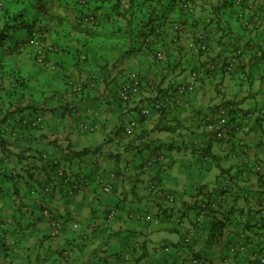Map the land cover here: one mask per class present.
Segmentation results:
<instances>
[{
	"label": "clouds",
	"instance_id": "obj_1",
	"mask_svg": "<svg viewBox=\"0 0 264 264\" xmlns=\"http://www.w3.org/2000/svg\"><path fill=\"white\" fill-rule=\"evenodd\" d=\"M84 2L76 6L70 4L69 0H0V28H3L5 23L11 24L10 17L15 16L17 12L27 9L25 19L38 18V28L43 29L46 25L56 31L58 29L60 37L59 41L49 42L51 36L45 41L39 33H36V38L31 41L28 49L23 46L11 54L7 52V49L14 46L12 43H5L4 47H0V173L7 171L13 175H20L22 169L30 166V161L21 162L19 160V156L24 154H28L31 158L39 152L45 160L49 161L72 157L73 171H75L80 163L77 157L86 156L88 152L95 153L100 144L96 133L101 131L103 125L111 128L117 122L115 116L107 121L104 119L107 101L110 99V94H104V89L106 84H111L110 70L114 65L116 66L115 71L121 74L116 77L122 89L121 95H124L131 87L127 80L135 81L138 74L151 80H156L160 75H168V78L174 82H180L185 77L187 82L199 78L198 87L203 73L195 70L191 72V63H185L175 73L169 74L164 65L166 63L165 53H163L165 58L162 63L153 59L159 56L161 51L170 50L173 56H179L185 61L194 60L198 51L197 45L200 44L196 41L199 39L198 31L194 40H191L190 34L189 39L185 41L184 53L178 52V44L174 42L176 34L180 38L184 29L191 27L192 20L201 21L202 27L208 29L213 44L219 35L223 36L225 42L230 41L229 53H233L234 49L236 53H245L248 41L256 37L259 38V43L254 45L252 50L256 52L259 45L264 48V0H232L233 6L220 13L216 12V7L222 0H207V2L205 0H195V2L181 0L179 5L176 0H173L172 4L176 6L175 9L172 6L171 10L166 9L167 0H136L135 4H130L129 0H121L122 6L117 9L123 13L121 17L111 13L112 4L106 2L104 6L108 7L106 15H109V18L101 23H98L101 19L96 13L97 9L95 10V0H89L91 6L95 5L94 9L87 5L86 0ZM36 3L43 4V10H37L34 7ZM72 8L75 9L74 16ZM89 8L97 15V19L92 16ZM65 9L68 10L65 11ZM163 10L169 14L167 24L157 29L161 33V40L165 42L163 49L161 43L157 42L151 51H136V33L140 28L142 29V22L147 20L148 14L158 12L155 25L163 23V16L159 14ZM178 17L187 23L180 22ZM79 18L83 21H79ZM218 19L221 20L222 26L211 23ZM229 20L230 23H228ZM118 26L123 31H119ZM57 42L63 48L71 44L78 48L79 52L67 57L66 62L60 66L53 63L51 57L45 63L43 54L40 56L39 63L35 61L34 57L40 44L45 47L49 46L48 51L51 53L50 45ZM192 42L195 45H192ZM255 52H249L247 55L253 56ZM153 60L158 63H153ZM243 60L244 57H241L239 60L232 61V67L229 69L230 73H235L232 80H225L223 76H220L219 80H223L224 83H218L217 77L203 76L204 91L209 93L203 101L200 100L199 89L193 84L192 88L197 91V95H192L195 91L192 94L189 93L187 97H180L176 104L174 102L177 97L176 92L175 94H171L170 91L163 92V88L159 87L161 83L155 81L157 86L154 85L153 89H150L153 95L156 94L152 102L154 103L160 96H163V98L170 97L173 101L165 109L179 105L170 112L168 117L169 121H172L173 117H179V120L175 121L179 127L172 130L176 136L183 133L179 140L174 141L171 133L164 130L162 125L161 127L155 126L157 117L163 110L157 111L154 107H145L143 111L147 115H144L143 111L142 114L145 117L149 116V120L143 124L134 119L130 121L125 118L123 120L127 125L128 139L137 136L141 137V144L144 141L150 144H163L167 138L168 144L175 142L179 148L187 150L176 153L170 149L158 159L154 156L143 168L138 169L146 177L159 175L163 179L162 184L156 180L159 186L150 180L139 185L136 207H143L145 212L140 213L145 215L141 217V222L133 225L132 220H129V224L126 225V227H132L138 234L143 232L149 238L151 246L147 251L150 255L140 260V264H147L148 261H151L149 264H162L161 257H170L173 254L187 257V264H192L191 253L205 250L209 252V255L204 264H213V262L214 264H232L237 252H239L240 264H248L249 260L264 264V231L259 236H252L253 242L247 246L241 238H238L232 246L229 245L230 248L226 247V249L229 248L228 258L224 259L223 241L212 245L207 228L203 223L194 228L188 222L194 219L195 215L189 216L184 221L179 219L187 210L185 202L195 197L204 184H209V187L218 186L214 183V175L208 172L211 168L214 173L217 170V164L220 168H230L233 173H236L238 169L246 168L247 171L243 177L244 189L241 194L249 201L247 208H264V186L256 183V172L259 170L264 174V121L255 124L252 114L244 118L241 113V108H249L255 101L258 109L255 115L264 117V89H259L257 93L260 78L264 74L257 72L249 77L238 72L237 69L242 66ZM195 62L199 63V60ZM194 73H197L199 77ZM84 77L87 78L86 81ZM234 80L242 81L244 88L250 84L253 85L251 95L241 90L240 85L234 84ZM17 81H23L24 86L21 87ZM84 82H87L89 87L82 90L81 85ZM211 89L215 92H211ZM133 92L134 95H139L135 89ZM225 102H233L240 114L230 123L239 121L240 125L243 124L235 136L230 138V141L235 142L239 137H243L241 144H247L248 148L244 152L240 149L230 154L224 152L213 159L209 152H204V149L210 148L212 152L217 151L216 137L211 133L215 130L211 129L221 127L222 121L218 124L212 116L207 118L197 116L196 109L201 103L217 106ZM17 109L20 111H16ZM181 109H188V111L182 112ZM211 109L208 111L211 112ZM115 111L113 105L112 112L115 113ZM209 118L213 120V123L206 122ZM104 134L106 136L108 134L106 129ZM125 147V143L109 144L107 151L123 152ZM189 153H200V159L198 160L196 155H189ZM144 159H147V156L133 160L127 167L121 161L119 168L126 175H131L137 164ZM59 169L64 171L63 176H59ZM97 174L94 176L96 177ZM57 176H65V170L61 166L57 168ZM24 182H27V175H24L23 181L20 182L21 187ZM228 183L233 185L232 192L228 197H221L220 200V202L228 201L224 205L225 208L231 206L232 193L241 191L238 186L241 181L233 184L229 179ZM99 188L103 191L102 187L99 186ZM44 190L48 193L47 188ZM2 193L3 189L0 188V198ZM205 194H208L207 189H205ZM36 196L37 193L32 191L26 196H21L19 200L13 196L7 202L0 201V209H2L0 211V221H2L0 222V264H28L29 258L31 264H103L105 257L108 258V264H116V257L112 256V252H120L126 264H136V260L143 255L145 249L129 246L125 239L128 235L126 231H116L117 227L123 224V221L116 219V212L115 217L108 221L106 220L111 214L106 220L99 215L96 221L87 217L86 214L90 209L100 207L98 203L87 200L83 205L73 201L71 205L63 207H61L63 201H54L60 211H70L74 208L73 215L79 223H73L71 228L62 234L60 230L63 223L53 220L51 237L57 236L59 239L48 241V244L41 247L33 229L29 227L30 224H34L35 217L31 214L22 215L16 211L20 201L27 202L30 208L34 207ZM157 201L160 203L161 211L164 208L175 209V216L170 224L178 229L177 235L173 237L174 240H179L176 246L156 235L162 225L156 221L159 218L149 215L147 210L152 209L155 215ZM216 206V204L212 205V207ZM247 208L242 217L239 219L234 217L233 224L229 226L231 231L241 234V237L245 231L243 222L249 218ZM54 213L55 210H53ZM43 214L47 217L50 215L48 210H44ZM125 219L129 218L126 216ZM54 222L60 224L56 235H53L54 228L57 227ZM89 224L99 227V231L95 228L89 229ZM72 229L76 230L78 237L83 236V242L77 239L76 244L80 245L79 248L73 244L75 251L56 256V248L67 247L65 242L72 236ZM149 233L152 235L149 236ZM154 239L158 242L153 244ZM188 244H191L192 248L186 247ZM49 245L52 246L51 251ZM163 264H171V261L165 260Z\"/></svg>",
	"mask_w": 264,
	"mask_h": 264
},
{
	"label": "crops",
	"instance_id": "obj_2",
	"mask_svg": "<svg viewBox=\"0 0 264 264\" xmlns=\"http://www.w3.org/2000/svg\"><path fill=\"white\" fill-rule=\"evenodd\" d=\"M195 2V0H193ZM228 6L226 7L225 11L232 7V0H226ZM92 9L95 8V5L92 4ZM107 5L98 8L97 7V15L99 16V19H101L98 23H101L103 20H107L109 18V15H106L108 13L107 11ZM68 9H65L67 11ZM164 12V10H163ZM72 14H74V9L72 8ZM167 17H168V13ZM180 19V22L187 23V21ZM199 23H195V20L191 21V27L184 29L182 36L179 38V40H175V43L178 44V52L184 53L185 51V41L189 39V36L191 34V40H193L196 35L197 31L201 30L202 24L201 21L198 20ZM231 21L229 20L228 23ZM217 26H222L221 23ZM118 26V30H120ZM141 29V28H140ZM139 29V30H140ZM207 29V28H206ZM207 32L208 29H207ZM219 35V34H218ZM59 30L57 29L56 33L49 38V42H56L59 41ZM209 50L210 54L207 53L205 55H200L198 53L195 54V59L191 61H185L181 59L179 56H173L172 52L168 50V56H166V63L164 64L169 74L175 73L178 69L183 67L185 63H191V72L193 70L199 71L203 73V76L208 77H217L218 83H224L223 80H219L220 76H223L225 80H232L235 73H230L226 71H210L207 68V61L210 62L213 60H220L223 61V59H227L229 56H231L235 49L233 50V53L228 52L230 41L225 42L223 40V36L219 35V38L215 42V44L212 43L211 36L209 40ZM259 38H252L248 41V44L245 46L247 51L244 55L243 64L241 67L237 69L238 72L243 73L244 75H248L249 77L251 74L254 73H262L264 74V48H261V45L257 47L256 52L252 50L254 45H258ZM164 44V43H163ZM252 50V51H251ZM139 52H144L145 48L142 50H137ZM77 52H79L78 48H75L73 45L69 44L68 47L62 48V51L59 55L53 54L52 56H49L51 58H54V60H59L62 64L66 62V58L69 56H74ZM249 52H255L256 54L253 56H248L247 53ZM63 54V55H62ZM195 60H199V63H196ZM153 63H158L153 60ZM116 66H113V69L110 70V79L111 84H106L104 89V94H110V99L107 101V109L106 113L104 115V119L107 121L112 116L116 117V124L111 127L107 128V125H103L101 131L96 133L97 139L100 141V144L96 148V152H88L86 156H80L76 159L80 161V163L77 165L76 170L73 171V164L74 160L72 157H67V159H60L58 160L60 162L61 167L65 170V176L67 174L69 175L70 179H87L95 174H97L99 171L110 174L112 172H115L117 177L114 181V191L112 194H106L104 193L99 186L89 187L86 188L81 192V194H78L74 197H68L65 193L64 188L62 186L58 185L60 182V178L57 176V172L52 171H46L49 174H36L33 176V178L27 177V182L23 183V187H21V181H23V178L20 180V182H17L16 175L10 174L9 172L5 171L3 173H0V188L3 189L2 196L0 198V201L7 202V200L11 199V197L15 196L17 200L21 196H26L27 194L31 193L32 191H35L37 193L36 200L34 202V207L30 208L29 204L25 201H20L16 211L18 213L23 214H31L35 217L34 224H30L29 227L33 229V233L37 237V242L40 243L41 247L45 246V244H48V241L59 239V237H51L52 232V221L59 220L61 223H63V227L60 230V233H64L66 230L70 229L72 224L77 222L79 223V220L73 215V212L75 209L73 208L70 211H65L66 214H64L62 211L57 208V205L54 203V201L60 200L63 201V205L61 207L66 205H71L73 201L76 203L83 205L84 201L87 200L89 202H96L100 205L98 209H90L88 213L86 214L87 217H90L93 221H96L97 216H103L104 220L107 219V217L112 214L113 212H116V219L118 221H123V224H120L116 231L117 232H124L126 231L128 233L127 237L125 238L126 241L129 243V246H135L136 248H143L145 249L143 255L136 260V264H140V260H143L145 257H148L150 253L147 251V249L151 246L149 243L148 236H145L143 232H140L139 234L132 228V227H126V225L129 224V220H132V224L139 223L141 221H138L135 219L132 215L145 212V209L143 207H136V202L138 200V193L137 189L139 185L147 180H150L151 182L153 179L160 182V184L163 183V179L157 175L154 177H146L143 172L138 171V169L143 168L149 160H151L154 156L157 155V150L155 147L159 144H150L147 141H144L143 144H141V137L133 136L131 139H128L127 135V125L123 122V120L126 118L128 120H135L140 121V124L145 123L149 120V116L142 117L141 112L145 109V107H149V104L151 105L153 98L155 95L152 94L151 90L147 89V91H144L140 96L135 97L132 101L129 103H122L118 99V91L120 88V84L116 80L117 76H120L121 74L119 72L115 71ZM187 71V69H184ZM151 71V68H150ZM138 76H142V74H138ZM203 76L200 79V85L197 87L199 89V97L200 100L203 101L204 97L208 95V92L204 91L205 84L203 80ZM145 77V76H144ZM86 81V77L83 78ZM160 84V86L163 88V92H169L171 91L172 85L175 83H185L187 82V78L185 77L180 82H174L173 80H170L168 78V75H160L157 76L156 79ZM234 84L240 85L241 90H244L248 95H251V89L253 85H248L247 88H244L242 85V81L240 80H234ZM89 87V84L87 82L82 83L81 89H87ZM259 89H264V75L260 78L259 87L257 88V93L259 92ZM211 92H215L214 89L210 90ZM193 96L197 95V91H195ZM247 99V96L245 97ZM115 106V113L112 112V107ZM219 105V104H218ZM215 105H204L201 103L200 107L196 109V115L200 116L203 112H206L211 109ZM177 106H171L169 109L164 111L163 113H159L157 117L156 127L163 126L164 130H167L175 140H179L180 136H183V133L180 134V136H176L175 133L172 131L173 128L179 127L175 123V121L179 120V117H173L172 121L168 120L170 112L174 108H178ZM256 102H253V105L249 108H241V113L244 116V118L248 117L250 114L254 116L255 124H260L262 121H264V117L255 115V112L257 111ZM16 111H20V109H17ZM182 112H187L188 109H181ZM153 112V111H152ZM156 113V112H154ZM138 119V120H136ZM187 119V117H186ZM243 126L240 125L239 121H233L230 123L225 130V136L223 141H217L215 140L217 147V151L212 152L211 155L215 159L219 154L227 152V153H234L237 149H240L241 152L246 151L248 148L247 144H241V141L244 139L243 137H239L235 140V142H231L230 138L234 137L237 131ZM107 130V136L104 134V130ZM216 131H211V133L214 135ZM143 135V134H142ZM55 143V141L53 142ZM118 143H125V151L123 152H110L107 151V145L109 144H118ZM164 147H167L176 153H179L180 151H187L186 149H181L177 146L175 142L172 144L167 143V138H165V143L161 144ZM222 146V147H220ZM156 149V150H154ZM153 150V151H152ZM211 150V149H210ZM105 153H107L105 155ZM127 153V155H126ZM189 155H196L197 159H200V153H189ZM147 156V159L141 160L137 166L136 169L133 170V174L126 175L123 171L119 168V163L121 161L124 162L125 167H127L133 160H139L140 157ZM180 157L177 155V159ZM242 169H238L236 173H233L230 168H220L219 164H217V170L213 173V170L211 168L208 169V172L215 177L214 183L217 184V187H209V184H204L201 188L204 190H208V194L206 195L205 192H199L196 194L195 197H193L190 201L185 202V207H191L196 202H199L200 200L207 198L210 195V193H216V190H219L220 183L226 178L229 177L232 179L233 184L237 181H241V184L238 185L241 189L240 192L232 193V199H231V206L225 208L224 205L228 203L227 200H225L222 203L223 211H218L217 213L210 216L207 221L204 224L207 228V231L209 235L211 234L213 230V223L214 221H224L225 224L222 228V236H219V239L215 242L210 241L212 245H217L220 241H223V258H228V253L226 247L229 245H233L235 241H237L238 238H241L243 240V243L245 245H248L252 243V236H259L262 231H264V208H247V205L249 204V201L247 197L242 196V192L244 189L243 185V176L241 174H244L242 172ZM242 172V173H241ZM13 176V177H11ZM11 177V178H10ZM256 183L260 186H264V174L256 173ZM37 180V181H36ZM28 181H31L29 183ZM27 183V184H26ZM51 186L52 192L49 195H46L43 193V188L46 186ZM43 188L41 189L40 187ZM233 187V185H232ZM200 188V189H201ZM163 191V190H162ZM232 192V189H231ZM204 193V194H202ZM174 194V190H173ZM147 195V193H146ZM226 197L229 196V194L225 195ZM199 197V198H197ZM44 203H46L47 207L50 209L49 213L50 215L47 217L43 214L44 211ZM259 203V200H258ZM247 208L248 212V220L243 222L244 227V234L241 237V234L235 233L230 230L229 226L233 224V218H241L243 213L245 212ZM191 208H188L181 218L182 221H184L186 218L189 217V212ZM25 210H27V213H25ZM53 210H55V213L53 214ZM2 211V209H0ZM36 213H39V215H36ZM147 213L149 215L151 214L154 217H159L160 215L168 216V220L163 222V219H158L156 221H159L160 225H162L161 228L157 230L156 235L159 236L160 239L170 242L172 245L176 246L179 244V240H174L173 237L177 235L178 229L170 224V221L175 216V209H169L164 208L162 211L160 209V203L159 201L156 202L155 206V215H153V210L148 209ZM128 217L129 219H125V217ZM191 217L193 215L191 214ZM2 222V221H0ZM191 223V225L195 228V224L193 222V219L188 221ZM95 228L96 231H99V227H97L94 224H89V229ZM42 233V234H41ZM152 234L149 233V236ZM79 239L81 242H83V236L80 235L79 237L76 235V230L72 229V236L67 240L65 243L67 244V247L61 246L55 249V255L56 256H63L66 252L69 251H75V249L72 247L73 244H76V240ZM158 242L157 240H153L152 243ZM80 245L76 244V248H79ZM189 249L192 248V246L186 245ZM49 250H52V246L49 245ZM112 256L116 257V264H126L125 260L123 259V256L120 252H112ZM209 255V252L207 250L205 251H196L191 253V261L192 264H195L193 262V259L198 260L199 264H204V261L207 259V256ZM170 260L171 264H187V257H182L177 254H173L170 257H161V262L163 264V261ZM151 261H148L147 264H149ZM28 264H31L30 258L28 259ZM103 264H108V258H103ZM214 264V262H213ZM232 264H240L239 256H236L235 260L232 262ZM248 264H259V261H248Z\"/></svg>",
	"mask_w": 264,
	"mask_h": 264
},
{
	"label": "trees",
	"instance_id": "obj_3",
	"mask_svg": "<svg viewBox=\"0 0 264 264\" xmlns=\"http://www.w3.org/2000/svg\"><path fill=\"white\" fill-rule=\"evenodd\" d=\"M106 2H110L112 5H111V13L115 14L117 17H121L123 16V13L122 12H119L117 11L118 8H120L122 6L121 4V0H115V2H113V0H95V5H96V8L95 10L97 9V6L98 8H102V6H104V4ZM136 0H129V3L130 4H135ZM205 2H207V0H205ZM69 3L70 4H73V5H79L80 2L79 0H69ZM86 3L89 7H91V3L89 2V0H86ZM173 3V0H167V5H166V9L168 10H171L172 9V6H174L173 8L175 9V6ZM228 6L227 4V1L226 0H222V2L219 4L218 7H216V12L217 13H220L221 11H225L226 7ZM34 7L37 9V10H43L44 8V5L43 4H40V3H36L34 5ZM75 8V7H74ZM73 8V9H74ZM89 10L91 11L92 13V16L95 17V19H97V15L94 14L93 10L91 8H89ZM74 14H75V9H74ZM157 14L158 12H155V13H150L147 15V20H144L142 22L143 24V27L142 29H140L137 33H136V36H137V43H136V48L137 50H143L145 48V50H148V51H151L152 48H153V45L156 44L157 42H160L161 43V48L163 49V43H165L164 41L161 40V33L157 31L158 28H162L164 24H167L168 20H167V15H166V12H159V14H161L163 16V19H164V22L159 24V25H155V21L157 20ZM27 15V9H24V10H21L19 12H17V14L15 16H12L10 17L11 19V24H8V23H5L3 28H0V47H4V44L5 43H12L14 46L11 47V48H8L7 49V52L8 53H15L17 50H19L20 48H22L23 46L25 48H29L31 46V41L33 39L36 38V33H39L40 36H42V38L47 41V37H50V36H53V34L55 33L56 29H53V28H50L48 26H44L43 29L41 28H38L37 27V19L38 18H33L31 20H28V19H25ZM79 21H83L81 18L78 19ZM195 23H199L198 20H195ZM211 23H215L217 25H219L221 23V20L218 19V20H215V21H212ZM8 29H11V31H8ZM119 31H123V29L121 28ZM199 34H198V40H196L198 43H201L202 46L203 45H207L205 47V49H203L201 46H199L198 48V51L197 53L200 54V55H205L207 53H209V40H210V34L209 32H207V29L206 28H202L201 30L198 31ZM47 34V35H46ZM200 36L203 38L201 39ZM195 39V38H194ZM193 39V40H194ZM175 40H179V35L176 34V38ZM175 42V41H174ZM51 48H52V51L51 53H49L48 51V46H46L43 50H41L39 48V50L36 52V56L34 57L35 61L37 63L40 62V56L41 54H43V57H44V62L47 63L49 61V56H52L53 54L55 55H59L60 52L62 51V48L60 45H59V42L57 43H53L50 45ZM42 52V53H41ZM163 53H165V56H168V50H163L162 51ZM41 53V54H40ZM30 54V53H29ZM31 55V54H30ZM245 53H236L234 51V53L229 56L227 59H223V61H220V60H213V61H207V68L208 70L210 71H226V72H229L228 69H229V66L232 65V61L233 60H239L241 59V57H244ZM157 56L153 57L154 60H156ZM52 62L55 63L57 66H60L61 62L59 60H54V58H51ZM202 77V76H201ZM140 83V94L138 96H140L144 91H146V89H151L150 88V82L151 81H156V80H151L149 79L148 77H142V76H137V78ZM18 83L21 84V87L24 86L23 84V81H17ZM127 83L128 84H132V80L131 79H128L127 80ZM130 84V85H131ZM178 83H175L174 85H172V88H171V91L170 93L171 94H175V87H177ZM160 87V85H159ZM121 88H119V91H118V96H119V101H121L122 103H129L130 101H132L135 97V96L132 100L126 102L123 98L120 97V92H121ZM149 106H151V108L154 107V103L152 102L151 105L149 104ZM167 109H163V111H160V113H163L164 111H166ZM208 111L206 112H203L200 116H205L207 115ZM141 115L142 117H145L142 112H141ZM138 120V119H136ZM137 122H140V121H137ZM127 129V128H126ZM127 131V130H126ZM214 136L216 137V140L217 141H223L224 137L223 138H220L218 136V133L216 132L214 134ZM156 149H158L156 152H157V156H160V155H164L166 154L170 149L167 148V147H164L163 145L159 144L155 147ZM154 149V150H156ZM153 151V150H152ZM204 152H209L211 154V150L210 148H205L204 149ZM205 159H207V157H205ZM214 159V158H213ZM19 160L21 162L23 161H30V166L22 169L21 171V174L20 175H16V177H13V178H16L17 182H20V180L24 177V175H27V177L29 178H33V176H35L37 173L38 174H49L48 172H46L47 170L50 172V171H54V172H57V168L60 167V162L57 160V161H49V160H45L40 154L39 152L36 153V155L34 156H30L28 154H24V155H20L19 156ZM58 162V163H57ZM245 173V171H247L246 168L242 169ZM241 172V173H242ZM115 173V172H114ZM257 174L260 173V171H257L256 172ZM116 175V173H115ZM243 177H244V174H241ZM10 177V178H11ZM117 177V175H116ZM60 178V182L58 183V185L62 186V188H64L65 190V193L68 197H74L78 194H81V192L83 190H85L86 188L88 187H94L96 186V181H95V176H92L90 178H87V179H70L69 175L67 174V176H64V177H59ZM34 179V178H33ZM89 179H91V181L89 182ZM231 180V178L229 177H226L219 185V190H216V193H210L211 196L207 197V198H204L202 200H200L199 202H196L193 206L191 207H187L188 208H191L190 212H189V216L192 215H195L194 216V219H193V222L195 224V227H197L198 225L196 224V215L200 214L201 211L203 210L202 207H200V204L201 203H207V204H211V203H216L218 204V208L217 209H213V208H208V210L206 211V215H205V218L203 220V224H206L205 222L207 221V219L212 216L213 214L217 213L218 211L221 210L222 208V203L223 202H220L221 200V197H226L225 195L226 194H229L231 192V189H232V185H230L228 183V180ZM37 181V180H36ZM29 183H31V181H28ZM73 182L74 184H81V187L80 188H73ZM152 183H155L157 184V181L155 179H153ZM27 184V183H26ZM160 185V184H159ZM157 185V186H159ZM112 186V191L108 194H112L113 191H114V185H111ZM41 189L43 188L40 187ZM44 188H47V191L48 193L44 190ZM43 188V192L46 194V195H49L51 192H52V188L51 186H46ZM102 190V189H101ZM201 192H205V190L203 188L200 189V193ZM204 194V193H202ZM214 194V195H213ZM45 205V211L48 210L50 211V209L47 207L46 203H44ZM115 214V212H113ZM142 213V212H141ZM159 219H163V222L167 221L168 220V216H159L157 217ZM225 222L224 221H214L213 223V230L211 232V234L209 235V240L212 241V242H216L218 239H216L217 237L219 238V236H222V228L224 227ZM53 228V227H52ZM213 238V239H212ZM188 246H192L191 244H188ZM196 260V259H193V261ZM198 261V260H196Z\"/></svg>",
	"mask_w": 264,
	"mask_h": 264
},
{
	"label": "built area",
	"instance_id": "obj_4",
	"mask_svg": "<svg viewBox=\"0 0 264 264\" xmlns=\"http://www.w3.org/2000/svg\"><path fill=\"white\" fill-rule=\"evenodd\" d=\"M80 3L84 4V0H79ZM176 2L178 3V5L181 3V0H176ZM181 11H183V9H180ZM93 19V18H92ZM201 39H203L201 36H200ZM192 45H195L193 42L191 43ZM199 46H201L203 49H205L206 45H203L200 43L199 45H197V47L199 48ZM49 47V46H48ZM45 48L44 45L40 44V49L43 50ZM52 49V48H51ZM42 53V52H41ZM40 53V54H41ZM161 57H162V60H161ZM164 54L163 52L161 51L160 55L157 56V61L162 63L163 60H164ZM232 67V65L229 66V69ZM228 69V71H229ZM194 74H197V73H194ZM197 76L199 77V75L197 74ZM132 84H131V87L125 92L124 95H121L120 94V97L123 98L126 102L132 100L136 95H134V92H133V89H135V92H138L140 94V81L138 79H136L135 81L132 80ZM198 82H199V78L196 79V80H188L187 83H184V84H178L177 87H175V91H176V94H177V97H176V100L174 101L176 104H177V100L180 98V97H187L189 95V93H193L195 91V89L192 88V85L195 84V86L197 87L198 85ZM129 84V85H130ZM150 88L153 89V86L156 85L157 86V83L155 81H151L150 83ZM156 89V87H155ZM122 91V90H121ZM172 99L170 97H164L163 96H160L157 100H155L154 102V109L157 110V111H160V110H163L167 107H169V105L172 103ZM223 110V114H221ZM143 114L144 115H147L145 113V111H143ZM239 110H238V107L234 106V103L233 102H225L223 104H220V105H217L215 107H213L211 109V112L208 111L207 115L203 116L204 118H207L209 116H212L215 118V121L216 123H220L222 121V126L219 127V128H213L211 130H215L217 133H218V136L220 138H223L225 136V130H226V127L230 124V122L235 119L236 117H239ZM206 122L211 124L213 123V120L212 119H206ZM215 132V133H216ZM220 133H223V135H220ZM162 156V155H160ZM159 158V156H157V159ZM259 171V170H258ZM58 174L59 176H63L64 175V171L62 169H59L58 170ZM96 183L103 188V191L105 193H110L112 191V186L113 185V181L116 179V175L114 172L110 173V174H107V175H103L101 172H99L96 177ZM82 184V183H81ZM81 184H74L73 182V188H80L81 187ZM158 185V184H157ZM213 204H216V203H211L210 205L207 204V203H203L200 205V207L203 208V210L201 211L200 214L196 215V224L199 225L201 223H203V220L205 218V215H206V211L208 210L209 206L210 208H213V209H217L218 206L216 207H212ZM218 205V204H216ZM145 214H141V213H137L134 218L137 219L138 221H141V217L144 216ZM112 217H115V214L112 213L108 219L110 220ZM54 224L57 226L56 228H54V232H53V235H56V232L57 230H59L60 228V224L58 222H54ZM245 245V244H244ZM232 246V245H231ZM247 246V245H245ZM230 248V246H229ZM229 248L227 250H229ZM236 256H239V252L236 253ZM195 264H198V261L194 260L193 261Z\"/></svg>",
	"mask_w": 264,
	"mask_h": 264
},
{
	"label": "rangeland",
	"instance_id": "obj_5",
	"mask_svg": "<svg viewBox=\"0 0 264 264\" xmlns=\"http://www.w3.org/2000/svg\"><path fill=\"white\" fill-rule=\"evenodd\" d=\"M175 152H177V151L175 150ZM113 183H114V182H113ZM88 188H89V187H88ZM62 212H63L64 214H66L65 211H62ZM227 253H228V250H227Z\"/></svg>",
	"mask_w": 264,
	"mask_h": 264
}]
</instances>
